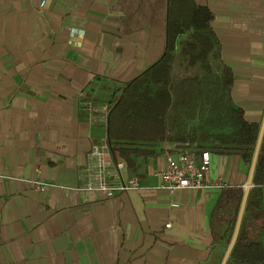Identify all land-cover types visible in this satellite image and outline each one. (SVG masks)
<instances>
[{
    "label": "crops",
    "instance_id": "1",
    "mask_svg": "<svg viewBox=\"0 0 264 264\" xmlns=\"http://www.w3.org/2000/svg\"><path fill=\"white\" fill-rule=\"evenodd\" d=\"M0 7V264H215L223 239L214 240L212 220L223 189L157 188L154 170L166 153L137 155L140 188L111 197L83 172L127 84L153 64H206L210 30L234 71V103L261 127L264 0H0ZM163 24L169 45L152 39ZM209 152L208 180L244 191L251 166L242 153ZM113 159L124 160L118 150ZM38 179L50 184L46 191L35 189Z\"/></svg>",
    "mask_w": 264,
    "mask_h": 264
},
{
    "label": "trees",
    "instance_id": "2",
    "mask_svg": "<svg viewBox=\"0 0 264 264\" xmlns=\"http://www.w3.org/2000/svg\"><path fill=\"white\" fill-rule=\"evenodd\" d=\"M208 33L206 64L186 70H165L153 64L127 84L111 109L108 139L113 150L122 154L128 169L138 171L135 157L140 154L157 157L172 151L199 150L241 152L251 166L261 127L247 121L243 109L234 103V71L222 59L219 39L211 30ZM152 39L167 45L172 40L164 36V24ZM262 187L264 134L253 187L226 264H264ZM222 193L212 220L214 240L223 239V251L215 264H221L231 241L244 191L226 187Z\"/></svg>",
    "mask_w": 264,
    "mask_h": 264
},
{
    "label": "built area",
    "instance_id": "3",
    "mask_svg": "<svg viewBox=\"0 0 264 264\" xmlns=\"http://www.w3.org/2000/svg\"><path fill=\"white\" fill-rule=\"evenodd\" d=\"M44 3V1L40 2V8L44 6ZM210 165L208 150L185 152L177 157L172 153H166L164 167L154 170V174L158 178L157 188L174 195L182 190H222L228 187V182L223 178L208 180L207 172ZM126 168L127 165L123 160L113 159V147L109 142L108 134H106L92 146L89 152V163L83 176L90 174L97 176L99 181L95 186L96 189L111 197L122 191L140 188L138 172L131 170L124 177L123 171ZM39 170L40 167H38ZM34 183L35 189L41 192L46 191L50 185L40 179ZM89 188L92 189V187Z\"/></svg>",
    "mask_w": 264,
    "mask_h": 264
},
{
    "label": "water",
    "instance_id": "4",
    "mask_svg": "<svg viewBox=\"0 0 264 264\" xmlns=\"http://www.w3.org/2000/svg\"><path fill=\"white\" fill-rule=\"evenodd\" d=\"M263 134H264V120H263V124L261 126V129H260V133H259V137H258V141H257V145H256V150H255V153H254L253 162H252L251 168H250V174H249L247 183H246L245 188H244L242 202H241L239 213H238V216H237L234 232L232 234L231 241H230V243H229V245L227 247V250H226V252L224 254V257L222 259L221 264H226L227 263V261H228V259L230 257L231 251L233 249V246L235 245V242L237 240L239 231H240L242 219H243L245 208H246V204H247L248 195H249L250 189L253 187V176H254V172H255L257 158H258V155H259V149H260V146H261V143H262Z\"/></svg>",
    "mask_w": 264,
    "mask_h": 264
},
{
    "label": "rangeland",
    "instance_id": "5",
    "mask_svg": "<svg viewBox=\"0 0 264 264\" xmlns=\"http://www.w3.org/2000/svg\"><path fill=\"white\" fill-rule=\"evenodd\" d=\"M264 236V235H263Z\"/></svg>",
    "mask_w": 264,
    "mask_h": 264
}]
</instances>
